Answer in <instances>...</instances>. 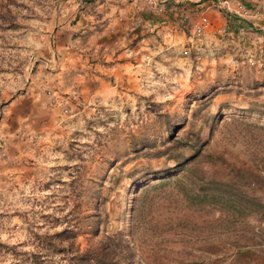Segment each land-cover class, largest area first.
<instances>
[{
	"label": "rangeland",
	"instance_id": "obj_1",
	"mask_svg": "<svg viewBox=\"0 0 264 264\" xmlns=\"http://www.w3.org/2000/svg\"><path fill=\"white\" fill-rule=\"evenodd\" d=\"M187 1L184 14L168 12L171 19L158 23L170 7L164 0L160 10L155 0H103L81 14L88 34L73 38L81 21L74 23L78 0H0V264H31L35 252L49 264H68L66 255L43 248L38 235L69 227L83 251L111 233L120 211L118 167L133 138L139 143L143 134L160 133L145 99L159 111L189 116L201 95L211 96L219 120L264 126V115L247 112L245 96L257 93L253 99L264 103V64L251 47L264 35V0L228 1L230 9L241 4L259 30L244 25L239 40L218 12L223 2ZM130 5L133 27L144 36L123 44L126 56L114 63L117 69L109 62L97 66L101 30L116 15L129 16L123 11ZM202 14L211 26L194 37ZM145 22L152 25L142 27ZM232 128L214 131L206 148L217 163L206 165L209 174L235 178L264 201V168L249 146L232 139ZM129 217L128 211L120 229L128 230ZM248 222L255 234L244 240L220 236L195 247L176 242L161 245L160 253L168 264L194 260L186 252L203 255L199 264H264V224L258 216ZM238 248L248 250L238 254Z\"/></svg>",
	"mask_w": 264,
	"mask_h": 264
},
{
	"label": "trees",
	"instance_id": "obj_2",
	"mask_svg": "<svg viewBox=\"0 0 264 264\" xmlns=\"http://www.w3.org/2000/svg\"><path fill=\"white\" fill-rule=\"evenodd\" d=\"M78 1L74 23L81 21L73 38L88 34L90 25L82 21L81 14L103 0ZM162 1L157 0L158 10ZM224 1L230 0H220ZM187 2L164 0L163 6L167 3L170 7L162 13L156 11L163 17L156 22L169 21L171 14L168 12L184 14L188 10ZM218 12L233 39L239 40L244 25L247 30L259 31L234 11L223 8ZM138 30L139 27H134V32ZM260 39L258 45L251 47L257 55L256 61L264 64L263 34ZM236 93L240 95L241 91ZM245 96L249 101L247 112L264 115V103L253 99L258 97L257 93L245 92ZM200 100L188 116L159 111L155 104L145 99L160 125V133L152 137L143 134L139 143L133 138L131 153L126 152L118 167L115 186L119 191L120 211L117 225L113 226L110 234L103 235L89 248L80 251L74 243L77 231L65 227L50 235H38L40 245L49 248L50 252L66 255L68 264H168L169 259L165 260L160 253L161 245L179 243L195 247L214 237L235 236L244 240L254 235V227L248 218L258 216L260 223L264 224V201L246 191L235 178L223 181L212 178L206 165H214L217 161L206 147L220 125L234 126L230 130L232 139L245 143L247 148L249 146L264 168V126L246 121L219 120L220 110L211 111L212 97L201 95ZM127 165L132 167L125 169ZM128 211V230L120 229L118 226L126 224ZM91 230L96 233L98 226ZM261 230L264 234V227ZM260 246L262 244H258ZM246 250L238 248L237 252L242 254ZM186 254L194 260H177L175 264H199L204 260L203 255ZM28 259L31 264H49L41 252L30 254Z\"/></svg>",
	"mask_w": 264,
	"mask_h": 264
},
{
	"label": "crops",
	"instance_id": "obj_3",
	"mask_svg": "<svg viewBox=\"0 0 264 264\" xmlns=\"http://www.w3.org/2000/svg\"><path fill=\"white\" fill-rule=\"evenodd\" d=\"M137 7V4L136 6ZM128 9L123 12L129 14V16H122L120 14L115 16L114 24L108 23L106 27L101 30V38L99 39V43L97 45L96 50L97 53L95 55L96 65L99 64L104 65L105 62H109L107 67H114V69L118 68L117 63L113 66L114 63L124 56L125 51H122V46L124 43L129 44L133 42L135 38H140L144 36V31L133 32V17L131 14L133 11L132 5L127 7ZM141 8V7H140ZM137 10V9H136ZM124 14V13H123ZM151 23L145 22L142 27L151 26ZM128 51V50H127ZM135 49H133V52Z\"/></svg>",
	"mask_w": 264,
	"mask_h": 264
},
{
	"label": "built area",
	"instance_id": "obj_4",
	"mask_svg": "<svg viewBox=\"0 0 264 264\" xmlns=\"http://www.w3.org/2000/svg\"><path fill=\"white\" fill-rule=\"evenodd\" d=\"M155 1L157 2V0H155ZM223 8H227L230 11H234L236 14H238V15H240L242 17L246 18V16H247V12H246L245 8L239 3H238V5L236 6L235 9H230L229 2L228 1H224L223 2ZM185 21H186V18L183 17L180 20L179 25L183 24ZM171 26H172L173 29H177L176 25L173 24ZM210 26H211V23H210L209 18L206 15L202 14V15H200L197 18V20L193 24L192 35L194 37L202 36L204 34V32L209 29Z\"/></svg>",
	"mask_w": 264,
	"mask_h": 264
}]
</instances>
